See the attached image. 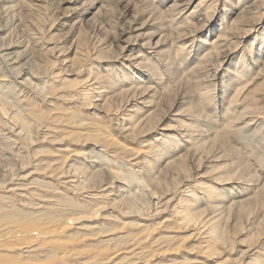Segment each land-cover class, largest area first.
Masks as SVG:
<instances>
[{"label": "rangeland", "instance_id": "374dc122", "mask_svg": "<svg viewBox=\"0 0 264 264\" xmlns=\"http://www.w3.org/2000/svg\"><path fill=\"white\" fill-rule=\"evenodd\" d=\"M0 2V264H264V0Z\"/></svg>", "mask_w": 264, "mask_h": 264}, {"label": "bare ground", "instance_id": "6f19581e", "mask_svg": "<svg viewBox=\"0 0 264 264\" xmlns=\"http://www.w3.org/2000/svg\"><path fill=\"white\" fill-rule=\"evenodd\" d=\"M211 1H212V0H210V3H208L209 5L212 4ZM198 2H199V1H198ZM206 2H207V1H206ZM206 2H204V3H206ZM0 3H1V2H0ZM199 3H200V2H199ZM11 4H12V3H11ZM16 4H17V3H16ZM201 4H202V1H201V3H200V6H201ZM13 5H14V4H13ZM176 5H177V4H176ZM197 5H198V3H197ZM197 5H196V6H197ZM204 5H205V4H204ZM6 6H7V5H6ZM200 6L198 5V7H200ZM207 6H208V5H207ZM207 6H205V9L207 8ZM210 6H211V5H210ZM210 6H208V8H209ZM213 6H215V5H213ZM19 7H20V6H19ZM172 7H173V6H172ZM174 7H175V6H174ZM203 7H204V6H202V8H203ZM176 8H177V7H176ZM194 8H195V7H194ZM18 9H19V8H18ZM205 9L203 8V12L205 11ZM15 10H16V9H15ZM207 10H208V9H207ZM207 10H206L205 13H208ZM210 10H211V9H210ZM196 11H197L196 9H195V10H191V11H190V14L196 16V15H197V14H195ZM11 12H14V11H11ZM178 13H179V12H178ZM180 13H181V12H180ZM4 14H5V13H4ZM174 14H175V13H174ZM178 15H179V14H178ZM186 16L188 17V16H189V13H187ZM176 17H177V16H176ZM176 17H175V18H176ZM137 19H138V18H137ZM185 19H187V18L184 17V20H185ZM181 20H182V19H181ZM102 21H103V20H102ZM102 21H101V22H102ZM105 21H106V20H105ZM182 21H183V20H182ZM182 21H181V22H182ZM106 22H107V21H106ZM188 22H189V21H187V23H188ZM14 24H15V23H14ZM184 24H186V21H185ZM143 26H144V25H143ZM186 26H187V25H186ZM100 27H101V26H100ZM100 27H99V28H100ZM190 27H192V26H190ZM95 28H96V27H95ZM99 28H98V29H99ZM134 28H135V27H134ZM138 28H141V27H138ZM100 29H101V28H100ZM131 30H132V29H131ZM190 30H191V29H190ZM103 31H104V30H103ZM183 31H184V30H183ZM121 32H123V31H121ZM109 33H110V32H109ZM126 33H127V32H126ZM140 34H141V33H140ZM140 34H139V35H140ZM109 35H110V34H109ZM127 35H128V34H127ZM135 35H136V34H135ZM129 36H130V35H129ZM129 36H128V38H130ZM136 36H138V35H136ZM177 36H178V35H177ZM134 39H135V38H134ZM111 40H112V39H111ZM117 40H118V39H117ZM129 40H130V39H129ZM129 40L126 41L125 46L123 47V49L126 50V51L130 48V45H131V42H129ZM220 40H221V39H220ZM18 41H19V40H18ZM101 41H102V40H101ZM143 41H144V40H143ZM175 41H176V40H175ZM217 41H219V39H217L216 42H217ZM99 42H100V41H99ZM122 42H123V41H122ZM143 43H147V44H148V41L143 42ZM4 44H5V43H4ZM106 45H107V44H106ZM11 46H13V45H11ZM11 46H4V45H1V44H0V62H3V64L8 65V66L12 65V63H17V59H18V57H19V56L16 57L15 55H17V54H14V53L12 52V50L10 51V49L12 48ZM13 47H14V46H13ZM121 49H122V48H121ZM181 49H183V47H181L179 50H181ZM208 53H209V52H208ZM95 54H96V53H95ZM177 54H178V53H177ZM23 55H24V54H23ZM137 55H138V54H137ZM21 56H22V55H21ZM24 56H25V55H24ZM29 57H30V56H29ZM137 57H138V56H137ZM142 57H143V56H142ZM205 57H207V56H205ZM24 58H26V57H24ZM31 58H32V57H31ZM135 59H136V56H135V57H131V56H130V60H132V61H130V62H131L132 64H134V65L136 64V65L139 66V65H141V64L144 62V61H143V62H141V61H137V60H135ZM18 62H19V61H18ZM159 63H160V62H159ZM3 64H2V65H3ZM153 65H154V64H153ZM8 66H7V67H8ZM144 66H145V64H144ZM146 66H147V65H146ZM149 66H150V65H149ZM2 67H3V66H2ZM7 67H5V69H6ZM10 68H11V67H10ZM12 68H13V67H12ZM15 68H16V67H15ZM125 68H126V67H125ZM149 68H152V67H149ZM3 69H4V68H3ZM3 69H2V70H3ZM7 69H8V68H7ZM138 69H141V70H142L141 66H139ZM152 69H153V68H152ZM154 69H155V68H154ZM5 71H6V70H5ZM143 71H144V70H143ZM6 72H7V71H6ZM6 72H5V73H6ZM156 72H157V71H156ZM156 72H155V75L157 74ZM95 73H96V74H94V73L92 74V75H93V78L89 77V78H91V79H89L87 82H89V83H88V89H91V90L95 93V94H94V97H95V98H93V99H96V97H98V98H97V100H98L99 98H101V94H102V91H100V90H98V89H100L101 87H106V84H107V85L111 84V81H110L111 79H109L108 77H105V75H103V74H101V73H98V72H95ZM88 75H89V74H88ZM94 75H95V76H94ZM157 75H159V74H157ZM90 76H91V75H90ZM169 76H170V75H169ZM171 76H172V75H171ZM35 77H36V76H35ZM106 78H107V79H106ZM0 79H1V78H0ZM87 79H88V78H87ZM87 79H86V80H87ZM3 80H4V79H3ZM162 81H163V79H162ZM22 82H23V81H22ZM44 82H45V81H44ZM87 82H86V83H87ZM86 83H85V84H86ZM83 85H84V83H83ZM0 86H1V85H0ZM22 86H23V85H22ZM82 87H83V86H82ZM148 87H150V86H148ZM81 89H82V88H81ZM88 89H87V91H88ZM130 90H133V91L131 92V94H129V96H128L129 99H130L132 96L138 94V92H137L135 89H130ZM137 90H138V89H137ZM83 91H84V88H83ZM104 91H105V90H104ZM135 91H136V92H135ZM79 92H80V91H79ZM85 92H86V91H85ZM85 92H84V93H85ZM84 93H81V94H84ZM140 93H142V92H140ZM140 93H139V94H140ZM85 94H87V93H85ZM78 95H79V94H78ZM102 95H103V94H102ZM125 96H126V95H125ZM139 97H140V96H139ZM125 98H126V97H125ZM126 99H127V98H126ZM124 101H125V100H124ZM139 102H140V101H139ZM125 104H126V103H125ZM142 104H143V103H142ZM21 108H23V107H21ZM21 108H19V109H21ZM135 109H136V108H135ZM130 110H131V109H130ZM124 111H125V110H124ZM133 111H134L133 113L128 114V116H130V117H128V119L134 117L133 115H134V113H135L136 110H133ZM136 112H137V111H136ZM138 113H139V112H138ZM246 114H247V113H246ZM247 115H248V114H247ZM260 117H261V116H260ZM124 118H125V117H124ZM11 119H12V118H11ZM144 119H145V118H143V120H144ZM251 119H252V118H251ZM6 120L8 121V119H6ZM7 121H4L6 125L8 124V123H6ZM9 121H10V120H9ZM128 121H129V120H128ZM11 123H12V120H11ZM206 123H207V122H206ZM208 123H209V122H208ZM13 124H14V123H13ZM13 124H12V125H13ZM133 124H134V123H133ZM182 124H183V123H182ZM248 124H249V123H248ZM3 125H4V124H3ZM6 125H5V126H6ZM12 125H11V126H12ZM185 125H187V124H185ZM7 126H10V125H7ZM7 126H6V128H7ZM13 126H14V125H13ZM13 126H12V127H13ZM141 126H142V124H141ZM181 126L184 127V125H181ZM127 127L129 128V127H130V124H129V126H127ZM186 127H187V126H186ZM9 128H10V127H9ZM130 128H131V127H130ZM11 129L14 130V128H11ZM21 129H22V128H21ZM21 129H20V130H21ZM181 129H182V128H181ZM193 130H194V129H193ZM202 130H203V129H202ZM17 131H19V127H18V130H17ZM21 131H22V130H21ZM196 131H197V130H196ZM19 132H20V131H19ZM216 132H218V131H216ZM0 133H1V132H0ZM15 133H16V132H15ZM22 133H23V131H22ZM10 134H11V132H10ZM185 134H186V133H185ZM216 134H217V135H221L219 132L216 133ZM22 135H23V134H22ZM22 135H21V137H22ZM190 135H192V134H190ZM3 136H8V135H3ZM14 136H15V135H13V137H14ZM197 136H198V134H197ZM214 136H216V135H214ZM214 136H213V137H214ZM10 137H11V136H10ZM13 137H12V138H13ZM171 137H172V135H170L169 133L164 134V136H162L161 138H159L160 141H159L158 145H152V146H151V143H150V142H147V144L149 143L150 148H153L152 150H151V149H148V150H144V149H143V150H144L145 152H149V150H151V151H155V146H157V147H160V145H161V146H164L165 142H167L169 139L171 140ZM188 137H189V136H188ZM24 138H25V137H24ZM191 138H194V140H195L196 137H191ZM214 138H215V137H214ZM4 139H5V138H4ZM4 139H3V140H4ZM6 139H7V142H8V138H7V137H6ZM185 139H186V138H185ZM3 140H2V141H3ZM10 140H11V139H10ZM15 140H16V139H15ZM191 140H192V139H191ZM194 140H193V141H194ZM4 141H5V140H4ZM195 141H196V143L199 142V141H197V140H195ZM195 141H194V142H195ZM0 142H1V141H0ZM187 142H188V144H189V141H187ZM153 143H154V142H153ZM171 143H172V142H171ZM196 143H195V144H196ZM1 144H2V143H1ZM192 144H193V143H192ZM201 144H202V145H201ZM201 144H199V146L196 144V145L198 146V147H196V149H199L201 146H203V143H201ZM7 145H8V144H7ZM7 145H6V146H7ZM166 145H167V144H166ZM200 145H201V146H200ZM207 145H208V144H207ZM4 146H5V144H4ZM11 146H12V145H11ZM145 146L149 147L148 145H145ZM188 146H190V144H189ZM194 146H195V145H194ZM210 146H211V145H210ZM210 146H209V147H210ZM0 147H1V146H0ZM7 147H8V146H7ZM18 147H20V146H18ZM96 147H97V146H96ZM147 147H146V148H147ZM190 147H193V146L191 145ZM190 147H189V148H190ZM1 148L3 149V147H1ZM4 148H5V147H4ZM9 148H10V146H9ZM15 148H16V147H15ZM146 148H145V149H146ZM163 148H164V147H163ZM11 149L14 150V147L11 148ZM20 149H21V148H20ZM0 150H1V149H0ZM161 150H162V149H161ZM4 151H5V150H4ZM4 151L2 150V153H3ZM7 151H8V150H7ZM11 151H12V150H11ZM159 151H160V150H159ZM0 152H1V151H0ZM8 152H9V151H8ZM13 152H14V151H13ZM145 152H144V153L142 152V153L145 154ZM155 152H156V151H155ZM197 152H198V151H194V152L192 153L193 158H194V156H195L196 154H199V152H198V153H197ZM7 154H9L10 156L12 155V154H10V153H7ZM13 154H14V156H17V155H15V154H16L15 152H14ZM143 154H142V156H143ZM10 156H7V155L5 156V155H3V154H0V172H1L2 170H5V168H6V164H7L6 161H4V162L6 163V164H4V162H3L4 159H3V158L5 157V160H6V158H7V160H9V159L11 160L12 158H11ZM111 157H112V156H111ZM150 157H151V156H150ZM14 158H15V157H14ZM145 158H146V157H145ZM137 159H138V158H137ZM92 160H93V159H92ZM138 160L140 161V158H139ZM141 160H143V158H142ZM189 160H190V159H189ZM194 160H195V158H194ZM90 161H91V160H90ZM96 161H97V160H96ZM139 161H138L137 163H139ZM190 161H191V160H190ZM92 162H93V161H92ZM116 162H117V161H116ZM140 162H141V161H140ZM144 162H145V161H143V163H144ZM146 162H147V161H146ZM146 162H145V163H146ZM135 163H136V162H135ZM193 163H194V162H193ZM8 164H9V163H8ZM90 165H92V164H90ZM136 165H137V164H136ZM136 165H135V166H136ZM146 165H147V164H146ZM9 166H10V165H9ZM21 166H22V164H21ZM60 166H61V165H60ZM69 166H70V165H69ZM7 168H8V167H7ZM57 168H58V167H57ZM8 169H9V168H8ZM76 169H78V168H76ZM76 169H74V170H76ZM83 169H84V168H83ZM94 169H95V168H94ZM72 171H73V170H72ZM78 171H79V169H78ZM82 171L84 172V170H82ZM142 171H143V170H142ZM6 172H7V171H6ZM95 172H97V169L94 170L93 173H92V171H91V173H89V174L91 175V177L95 175ZM146 172H147V171H146ZM75 173H76V172H75ZM84 173H85V172H84ZM99 173L101 174V172H99ZM144 173H145V172H144ZM2 174H3V172H2ZM58 174H59V173H57V175H58ZM61 174H62V173H61ZM69 174H70V172H69ZM93 174H94V175H93ZM63 175H64V173H63ZM90 175H88V176L90 177ZM110 175H111V174H110ZM58 176H60V175H58ZM69 176H70V175H68V178H70ZM71 176H72V175H71ZM95 176H96V175H95ZM95 176H94V177H95ZM100 176H101V175H100ZM18 177H19V175H18ZM62 177H63V176H62ZM135 177H136V176H135ZM75 178H76V176H75ZM16 179H17V178H16ZM118 179H119V178H118ZM13 180H14V179H13ZM61 180H62V179H61ZM69 180H70V179H69ZM71 180H73V178H72ZM76 180H77V179H76ZM155 180H156V179H155ZM158 180H159V179H158ZM112 181H113V180H112ZM115 181H116V180H115ZM72 182H76V181L74 180V181H72ZM72 182H69V185H70V183H72ZM79 182H81V181H79ZM30 183H31V182H30ZM33 183H34V182H33ZM33 183H32V184H33ZM66 183H67V182H66ZM81 183H82V182H81ZM101 183H102V182H101ZM136 183H137V182H136ZM199 183H202V182H198V184H199ZM262 183H263V182H262ZM15 184H16V182H15ZM17 184H20V183H17ZM78 184H79V183H78ZM203 184H204V183H203ZM27 185H28V184H26V186H27ZM65 185H66V184H65ZM67 185H68V183H67ZM137 185H138V184H137ZM13 186H14V185H13ZM21 186H22V185H21ZM31 186H33V185H31ZM100 186H101V185H100ZM108 186L110 187V185H108ZM194 186H195V184H194ZM74 187H75V186H74ZM83 187H84V186H83ZM103 187H104V186H103ZM105 187H106V186H105ZM13 188H15V186H14ZM29 188H30V187H29ZM72 188H73V187H72ZM81 188H82V187H81ZM110 188H111V187H110ZM192 188H193V187H192ZM18 189H21V188H15V190H18ZM106 189H108V187H107ZM121 189H122V188H121ZM121 189H120V190H121ZM186 189H187V188H186ZM186 189H185V190H186ZM195 189H196V188H195ZM199 189H202V191L207 192V191L201 186V184L199 185ZM199 189H198V190H199ZM7 190H8V189H7ZM100 190H101V188H100ZM100 190H99V191H100ZM104 190H105V189H104ZM126 190H127V189H126ZM8 191H10V189H9ZM24 191H25V190H24ZM36 191H37V190H36ZM62 191H63V190H62ZM99 191H98V192H99ZM108 191H109L110 193L112 192V190L110 191V189H109ZM108 191H107V192H108ZM117 191H119V189H118ZM123 191H125V190H123ZM128 191H129V190H128ZM140 191H141V190H140ZM186 191H188V190H186ZM189 191H190V189H189ZM195 191H197V190H195ZM12 192H13V191H12ZM15 192H16V191H15ZM98 192L96 193L97 195H99ZM104 192H105V191H104ZM104 192H103V195L105 194ZM137 192H138V191H137ZM183 192H184V190H183ZM26 193H27V192H26ZM26 193H24L22 196H25ZM110 193H109V194H110ZM191 193H192V191H191ZM191 193L189 192L190 195L187 193L189 196H188L187 194H186V195H187L188 197H191V199L193 200L194 193H192V194H191ZM28 194H31V193H28ZM87 194H88V193H87ZM106 194H107V193H106ZM89 195H91L92 197H96V196H93L94 194H92V193H90ZM101 195H102V194H101ZM103 195H102V196H103ZM128 195H129V194H128ZM132 195H133V194H132ZM138 195H139V194H138ZM184 195H185V194H184ZM192 195H193V196H192ZM4 196H5V195H4ZM91 196H89V197H91ZM102 196H101V197H102ZM106 196H108V195H106ZM139 196H140V195H139ZM203 196H205V195H203ZM10 197H11V196H10ZM12 197H13V195H12ZM25 197H26V196H25ZM87 197H88V196H87ZM89 197H88V198H89ZM131 197H132V196H131ZM153 197H155V196L153 195ZM8 198H9V197H8ZM83 198H84V197H83ZM97 198H98V197H97ZM194 198H196V201L198 202L197 197L194 196ZM206 198L208 199L207 196H205V199H206ZM1 199H2V198H1ZM89 199H90V198H89ZM95 199H96V198H95ZM122 199H123V198H122ZM122 199H121V200H122ZM224 199H225V198H224ZM224 199H222V201H220V202L222 203V202L224 201ZM6 200H8V199H6ZM16 200H17V199H16ZM131 200H132V199H131ZM133 200H134V199H133ZM18 201H19V200H18ZM21 201H22V200H21ZM25 201H26V200H25ZM94 201H95V200H94ZM125 201H126V203H128V205H130V203H129V201H128L127 199H125ZM125 201H124L123 204H122L123 206H124V204H125V206H126ZM199 201H200V200H199ZM227 201H228V200H227ZM22 202H23V201H22ZM51 202H52V201H51ZM86 202H87V201H86ZM118 202H119V201H118ZM136 202H137V201H136ZM178 202H180V201H178ZM190 202H191V201H190ZM190 202H189V203H190ZM23 203H24V202H23ZM39 203H40V202H39ZM120 203H122V202L120 201ZM187 203H188V202H187ZM9 204H10V203H9ZM24 204H26V203H24ZM131 204H134V203H131ZM232 204H233V203H230V204L228 205V207H229L230 205H232ZM20 205H21V203H20ZM38 205H39V204H38ZM1 206H2V205H1ZM5 206H6V205H5ZM34 206H36V205H34ZM41 206H42V205H41ZM174 206H175V205H174ZM42 207H43V206H42ZM46 207H48V206H46ZM46 207H45V208H46ZM58 207H59V206H58ZM175 207H176V206H175ZM37 208H38V207H37ZM43 208H44V207H43ZM43 208H42V209L40 208V209L43 211ZM45 208H44V209H45ZM186 208H187V207H180L179 210H176L177 213H179V216H183V211H184ZM210 208H211L210 212H215L217 209H220L221 207H220V204H219V205H218V204H215V205H212V207H210ZM212 208H213V209H212ZM31 209H32V208H31ZM35 209H36V208H35ZM40 209H38V210H40ZM47 209H48V208H47ZM45 210H46V209H45ZM36 211H37V210H36ZM176 211H175V212H176ZM175 212H174V213H175ZM37 213H38V212H37ZM175 214H176V213H175ZM210 214H212V213H210ZM177 215H178V214H177ZM187 215H188V214H187ZM187 215L185 214L183 217L185 218ZM192 215H194V216H193L194 218L192 219V217H189V218H188V221H190V219H192V220L197 219V218L195 217L196 214L192 213L191 216H192ZM215 218H216V215H215V216H212V215H211L208 219L198 221V224H199L201 227L206 228V225L209 226V224H210V223H208V222H209L210 220H211L212 222L215 221V220H214ZM55 219H56V218H55ZM55 219H54V220H55ZM57 222H58V221H57ZM59 222H60V221H59ZM212 222H211V223H212ZM16 223H17V222H16ZM52 223H53V222H52ZM7 224H8V223H7ZM47 224H49V223H47ZM56 224H57V223H56ZM19 225H20V224H19ZM49 225L51 226V224H49ZM48 227H49V226H48ZM8 228H9V227H8ZM10 228H11V227H10ZM53 228H54V226H53ZM22 229H23V228H22ZM8 230H9V229H8ZM8 230H7V231H8ZM49 230H50V229H49ZM7 231H6V232H7ZM54 231H55V230H54ZM10 232H13V231L10 230ZM207 232H208V230H207ZM41 233L44 235V232L41 231ZM41 233H39L38 230H37V232H36V231L33 232V230H32V231H29V230L27 231V229H26V230L24 231V230H21V229H20V230H17V231L15 230L13 233H11L10 236L13 237V238H17V239L20 240V238H19L20 235L23 236V235L27 234V235H31V236H33V237H37V236H38L39 234H41ZM5 234H6V233H5ZM5 234H3V235H5ZM3 235H1V236H3ZM209 235H210V234H209ZM16 236H17V237H16ZM18 236H19V237H18ZM45 236H46V235H45ZM206 236H208V235H206ZM23 238H24V237H22V239H23ZM10 242H12V241H10ZM23 242H26V241H23ZM23 242H19L18 245L20 246L21 249H23V253H24V250H29L31 246L29 247V246L27 245V243H23ZM29 242H32V241H28V243H29ZM49 242H50V241H49ZM206 242H207V241H206ZM16 243H17V242H16ZM12 244H13V243H12ZM39 244H40V243H39ZM55 244H56V243H55ZM59 244H60V243H59ZM63 244H64V243H63ZM40 245H41V244H40ZM40 245H39V246H40ZM14 246H15V245H14ZM53 246H54V245H53ZM11 247H12V246H11ZM33 247H34V246H33ZM43 247H44V246H43ZM17 248H19V247H17ZM34 248H36V247H34ZM37 248H39V247H37ZM131 248H132V247H131ZM131 248H130V251L132 250ZM136 248H137V247H136ZM18 250H19V249H18ZM19 251H22V250H19ZM38 251H39V250H38ZM130 251L128 250V253H129ZM140 251H142V248H141ZM25 252H26V251H25ZM138 252H139V251H138ZM138 252H137V253H138ZM27 253H28V252H27ZM135 253H136V251H135ZM137 253H136V254H137ZM263 253H264V251H263ZM263 253H262V254H263ZM130 254H131V253H130ZM133 255H135L134 252H132V256H131V255H129V256L126 255V256H127V259H128V257H130V258H134ZM113 256H116V255H113ZM126 256H123V257H126ZM136 256H137V255H135V258L137 259ZM139 256H140V255H139ZM123 257L121 258L122 260H123ZM113 258L116 259V257H113ZM122 260H121V261H122ZM119 262H120V261H119ZM133 262H134V261H133ZM141 262H142V261H141ZM145 263H146V262H145ZM148 263H149V262H148ZM116 264H117V261H116ZM143 264H144V263H143ZM156 264H157V263H156ZM191 264H192V263H191ZM247 264H248V263H247Z\"/></svg>", "mask_w": 264, "mask_h": 264}]
</instances>
